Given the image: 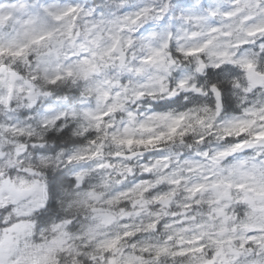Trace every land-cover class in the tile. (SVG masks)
<instances>
[{
  "label": "clouds",
  "instance_id": "obj_1",
  "mask_svg": "<svg viewBox=\"0 0 264 264\" xmlns=\"http://www.w3.org/2000/svg\"><path fill=\"white\" fill-rule=\"evenodd\" d=\"M0 264H264V0H0Z\"/></svg>",
  "mask_w": 264,
  "mask_h": 264
}]
</instances>
